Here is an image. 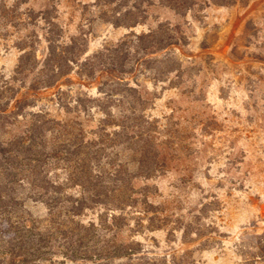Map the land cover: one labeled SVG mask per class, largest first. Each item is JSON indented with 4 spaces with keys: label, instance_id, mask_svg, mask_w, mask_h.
Masks as SVG:
<instances>
[{
    "label": "rangeland",
    "instance_id": "rangeland-1",
    "mask_svg": "<svg viewBox=\"0 0 264 264\" xmlns=\"http://www.w3.org/2000/svg\"><path fill=\"white\" fill-rule=\"evenodd\" d=\"M16 254L264 264V0H0Z\"/></svg>",
    "mask_w": 264,
    "mask_h": 264
},
{
    "label": "trees",
    "instance_id": "trees-1",
    "mask_svg": "<svg viewBox=\"0 0 264 264\" xmlns=\"http://www.w3.org/2000/svg\"><path fill=\"white\" fill-rule=\"evenodd\" d=\"M25 236H30V234H28V235H25ZM32 237V236H31ZM31 237H29V238H26L27 239V241L29 242V243H31L32 245H33V241H32V239H31ZM40 241H41V239H39ZM13 242V241H12ZM36 251H37V249H36ZM117 253L119 252V251H116ZM26 253H24V255H25ZM23 255V256H24ZM14 263H10V264H17V262H27V259L26 258H22V256L21 255H14ZM115 257V255L113 256V257H111V258H114ZM19 258V259H18Z\"/></svg>",
    "mask_w": 264,
    "mask_h": 264
}]
</instances>
